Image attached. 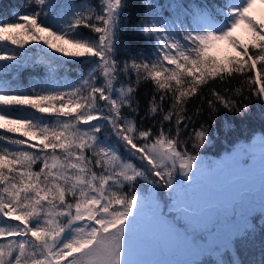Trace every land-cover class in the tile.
<instances>
[{"label": "snow or ice", "instance_id": "snow-or-ice-1", "mask_svg": "<svg viewBox=\"0 0 264 264\" xmlns=\"http://www.w3.org/2000/svg\"><path fill=\"white\" fill-rule=\"evenodd\" d=\"M131 6L0 15V264H264L243 257L264 230V132L204 157L221 110L264 106V0H140L126 25Z\"/></svg>", "mask_w": 264, "mask_h": 264}, {"label": "trees", "instance_id": "trees-1", "mask_svg": "<svg viewBox=\"0 0 264 264\" xmlns=\"http://www.w3.org/2000/svg\"><path fill=\"white\" fill-rule=\"evenodd\" d=\"M92 2H95V0H92ZM209 2H213V0H209ZM23 3L24 0H0V15L6 16L9 12H15L18 6ZM130 3L132 6L128 9L126 25L129 21H135L140 10V0H130ZM82 31L87 32V30ZM125 39L127 40V37ZM33 75L32 70H24L18 79L23 85L27 86L33 79ZM74 75L75 73H73ZM149 92L150 88L142 87L140 89L141 114H143L146 106ZM243 102L248 103L250 106V112L243 118L234 116L224 110H221L216 116L211 129L213 142L204 153L206 160L223 159V156H227L238 144L247 142L253 136L258 137L264 132V106L259 104L254 97L250 101ZM198 123L199 121L197 126ZM36 167L38 168L39 165H36ZM262 249H264V230L258 229L254 240L243 250V257L258 262L261 259Z\"/></svg>", "mask_w": 264, "mask_h": 264}, {"label": "rangeland", "instance_id": "rangeland-1", "mask_svg": "<svg viewBox=\"0 0 264 264\" xmlns=\"http://www.w3.org/2000/svg\"><path fill=\"white\" fill-rule=\"evenodd\" d=\"M262 13H264V8L257 6V9L254 11V14L257 16L258 19L260 18ZM234 35H236L237 37H239L242 40L247 39V34H246V31L243 28V26L240 29H238ZM218 49H219V52H218L219 55H223V54L231 51L230 48L225 43L219 44ZM224 157H226V156H223V158Z\"/></svg>", "mask_w": 264, "mask_h": 264}]
</instances>
